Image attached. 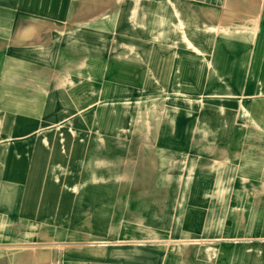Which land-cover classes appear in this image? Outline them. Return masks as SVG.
<instances>
[{
    "label": "crops",
    "instance_id": "crops-1",
    "mask_svg": "<svg viewBox=\"0 0 264 264\" xmlns=\"http://www.w3.org/2000/svg\"><path fill=\"white\" fill-rule=\"evenodd\" d=\"M74 1L69 0L64 3L63 0H22L17 6L14 0H8L6 7L2 8L0 91L5 90V92L0 94L7 98V102L6 109L0 111L6 112V127L12 139L17 127L22 129V143L37 145L31 151L24 148L22 157L16 155L14 148L12 152H8L9 172L7 173L12 178L10 182L0 186V207L2 211H6L8 217L3 221H7L8 225L12 223L21 225L18 229L22 230V237L27 238L30 236L26 235L25 230L31 231V224L54 223L60 225L61 230L63 226H69V239L72 242L75 240L83 242L81 245L85 246L79 247L76 244L69 251H61L62 264H187L186 262H190L187 258L191 256V251H172L169 248L142 246V243L150 240L158 243V240L160 242L172 238L176 233L188 230L187 225L192 226V221L197 225L195 230L197 229L198 232L208 223L214 225L222 222L216 211H212L211 215L205 213L204 210L208 206L196 201V199L207 200L204 193L206 188L203 184L207 182L210 184L209 181H212L215 186L222 185V180H218L217 176H209L212 174L199 179L197 172H194L199 169L191 167L176 175L178 172L175 161L182 157L183 150L186 149L185 144L189 145L194 138L190 135L192 123L190 115H186L189 131L184 130L182 136L171 137L164 134L157 137V140L152 137L148 141L157 145L161 143L163 147L160 150V145L152 146L147 151H143L141 159L144 158L148 163L149 171L143 175L135 174V182L131 185L111 180L106 184L103 182L104 174H95L92 169L93 162L105 170L107 166L121 164L124 160L107 154L104 158L103 153L97 154L99 149L96 145L104 143V138L114 137L110 135L94 138L93 153H89V157L82 162V168L84 164L86 166L80 171L78 169L77 176H82L84 187L77 186L75 189L72 183L70 186H63L62 178L54 175L50 179L51 171L48 173L49 182L46 183V172L49 168L56 167L59 162L57 159L52 164L47 163V155H49L47 144L55 145L59 142L69 144L71 151L68 164L72 166L77 161L75 164L79 167L80 162L75 157L77 151L81 154L79 146L83 145L85 140L79 135L48 137L45 133H41L43 129L58 125L76 128L96 126L121 128L124 124L122 122H126V108L122 103L117 108L114 97L119 96L120 99L128 95L138 97L143 95V90L146 92L145 95L160 96L159 88L164 91L166 85L170 84L169 81L176 79V69L181 72L179 79L182 81L207 79L203 69L194 75L196 73L191 70L189 53L176 56L174 43L178 41L175 40V36L178 34L180 37L181 31L185 33L188 28L184 25L183 19L181 22V19L175 21L177 15L172 12L174 10L172 2L175 0L167 4L172 5L173 8L167 5V8L159 7L161 9L159 15L165 10L166 19L163 16L154 17L150 13L151 21L139 27L130 22L131 19L130 24L123 22L121 17L117 19L119 22H115L116 17L110 13L103 15L102 20L99 18L89 20L90 18L88 19L81 12V5ZM111 1L107 0L104 6L108 9L115 4L117 8L124 7L123 18L132 11L134 14L138 13V8H145L148 3L150 8L153 5L151 1H146L147 3L141 1L133 2L127 8L125 0L124 4H122L123 0H117L118 2L114 0L113 4ZM258 1L260 0H253L252 6L261 4ZM179 6L184 8L185 5L179 4ZM261 11H264V7ZM262 25L264 28V20ZM115 31H118V35L115 36L117 38L112 39ZM125 32L135 34L127 36ZM159 32L165 34L166 38H157L155 33ZM250 41L251 33L247 30L246 39L240 41L231 39L228 44L224 41L222 45H218L221 49L223 47L233 49L227 52L218 50L220 55L225 54L222 59L227 60V63H222L224 67L221 72L222 80L227 78L237 81L245 78L244 86L248 91L252 88H264L263 75L259 76L255 73L264 70V30L259 34L257 43ZM180 42L183 43L177 44L190 47L188 41ZM241 47L257 49L251 52L234 50ZM247 59H250L249 64H243ZM251 72H253L252 76ZM215 78L221 79L220 75ZM104 81L105 83L101 84ZM126 87H132L131 92L126 91ZM213 97V102L204 108L198 119L199 134L195 136V143L233 144L240 142L237 138L239 140L244 138V142L248 144L253 143L256 136L251 135L250 132L256 126L255 117L261 114V109H264V93L254 96L257 100L256 104L235 95L224 100L217 91ZM157 100L161 104L167 101L164 97ZM225 101L229 103H223ZM148 102L155 107L153 113L160 111L157 102H153V99ZM189 102L185 105L187 111L184 112L190 111ZM141 105L136 102L134 110L139 109ZM250 108L255 110L257 115L251 120L252 124H247L248 128L251 127L250 132L240 136L239 129L243 126V121L247 120L244 119L242 111L246 109L251 111ZM117 109L122 114L114 116ZM168 110L169 108H164L163 118L158 125L165 127L166 130L174 126L170 121ZM79 111L85 114L78 116ZM101 116L103 117L101 123L96 125L95 119ZM251 116L253 118L252 113ZM154 117L158 120V116L154 115ZM260 117L258 118L262 119ZM65 120H69V123H62ZM138 120L137 122L140 123ZM259 127L264 128V125ZM35 132L39 134H33ZM257 140L264 142V135ZM173 142L184 146L175 150L169 146ZM0 156L4 157V154ZM260 157L264 159L263 154ZM240 158L242 161L231 168V176H241L244 171H248V174L254 173L253 165L248 166V154L245 159L244 156ZM16 160H18L17 165ZM67 160L68 158L65 159ZM255 166L258 170L260 164L256 163ZM227 170L229 169L224 168L225 173ZM260 172L264 175V168ZM63 174V170H60V175ZM71 174L75 177L74 173ZM105 176L110 178L109 172H106ZM177 176L182 178L175 179L174 177ZM96 178L100 180L98 185L95 184L98 181ZM16 181L21 182L15 183ZM91 183H93L92 187H90ZM16 212L19 215H15ZM9 216L12 218L10 219ZM16 217H18L17 221ZM80 226H85L84 230H80ZM0 232L8 237H13L14 234L11 230H7L6 233H3V230ZM183 236L185 237L184 234ZM120 239L133 241L134 246L88 247L93 240L101 243H116ZM230 251L231 260L228 262L240 264L238 255L233 252L239 250ZM44 252L46 251L33 253L24 250L7 251L6 264H32V255L35 257L38 255L34 260L45 261ZM193 253L194 257L205 264L213 256L210 253L209 257L203 251ZM215 260L217 262V257ZM37 261L33 264H42ZM198 263L202 264L199 261Z\"/></svg>",
    "mask_w": 264,
    "mask_h": 264
},
{
    "label": "rangeland",
    "instance_id": "rangeland-1",
    "mask_svg": "<svg viewBox=\"0 0 264 264\" xmlns=\"http://www.w3.org/2000/svg\"><path fill=\"white\" fill-rule=\"evenodd\" d=\"M14 1L16 2V5L22 3V0ZM63 1L66 3L69 0ZM73 1L74 0H72V2ZM75 1L81 5V12L85 17H88V19L90 18L89 20H92V18H99L102 20L104 17L103 15H108L110 13L116 17L115 22H117V19L121 17L120 19L123 22H126V24H130V22H132L139 27L140 25L143 26L147 24V22H150L151 15L158 18H162L163 16V18L166 19V11L163 10L164 13L159 15V13H161V9L159 7H166L171 0H125L127 8L131 3H140L141 1H143V3L151 1L153 5L150 8V3H148L145 8H138V13L134 14L132 11L128 16H124V18L122 16L124 14V7L117 8L115 6L117 4H115L108 9L104 6L107 0H96L94 4H92L94 0ZM111 2L113 4L114 0ZM116 2L118 1L116 0ZM181 2V0H175L172 2L174 8L172 5H167L174 9L168 8L173 10L172 12L177 15L175 16V21L178 22L179 19H181V22L183 19L185 23L184 25L188 28V31L185 33H182L181 31L180 37L176 34L175 40L178 41V44L183 43L180 41H188V45L190 47L174 43L176 56L187 55L189 53L191 55V70L196 73L194 75H197L198 71L203 69V71L206 72L207 79L200 81L198 79H186L182 81L179 79L182 74L176 69V79L170 80V84L166 85L164 91L161 87L159 88V94L162 96L145 95L146 92L143 90V95L138 97L133 95H128L124 97V99L123 97L120 99L119 96L114 97V102L117 105V108L121 103L126 108V122H122L124 124L121 128L98 126L76 128L61 127L58 125L43 129L41 133H45L48 137L79 135L81 139L83 138L85 140L83 145L79 146L81 154L77 151V157H75L80 162L79 167L75 164L77 161L73 163L72 166L68 164L70 158L69 153L71 151L69 144L65 142L62 144L59 142L55 145L47 144V151L49 154L47 155V163L52 164L54 160L57 159L59 162L57 163L58 165H55L56 167L49 168L46 172V183L49 182L48 173L51 171L50 179L52 176L54 177V175H56L55 177L57 178H62L61 182L63 186H70L71 183L75 185V189L77 186H83L82 176L77 175L79 174L80 169L82 170L86 166V164H84L85 166L82 168V162L89 157V153H93L94 138L97 136L103 137L110 135L114 137L104 138V143L96 145L99 149L97 154L103 153L104 158L105 154H107L111 155V157L124 158V160L121 164L116 163L107 166L105 170L97 166V164L95 165L93 162L92 169L95 174H104L103 182L106 184L111 180L118 183L126 182L131 185L135 182V174L143 175L149 171V166H147L148 163L144 160V158L141 159L143 151H147L149 147L152 146L158 147L160 145V150L163 147L161 146V143L157 145L148 143V141H150L152 137H155V140H157V137L164 134L170 135L171 137L182 136L184 130L189 131L186 115H190V120L192 121L190 135H193L194 138H192V143L189 145L185 144L186 149L183 150L182 157L177 158L175 161L177 168L176 172H178L176 175L183 173V171L185 172V170L191 167L199 169L194 170V172H197L196 175H199L197 176L199 179L206 178L209 174H212L209 176H217L216 178L218 180H222V185L218 184L215 186V183L212 181H209L210 184L208 182L203 184V187L206 188L204 193L206 194L207 200L201 199L203 201L202 202L201 200L196 199L197 202L204 203L208 206L204 210L205 213H209L211 215L212 211H216V215L220 217L219 219L222 222L214 225L208 223L206 224V227H203L201 231L198 232L197 229L195 230V228H197L195 226L197 225L192 221V226L187 225L188 230L185 232L180 231L172 238L160 242L158 240V243L157 241L152 240L143 241L142 246L154 248L160 247L161 249L169 248L172 251H191V256L188 258L186 257L187 260H190V262H186L187 264H199L198 261L205 264L202 260L193 256L194 251H203L205 254H208L209 257L210 253L213 255L210 257V261L209 259L207 260L208 262L206 264H230L228 261L231 260L232 252L230 250L232 249L239 250L233 252L238 255L240 264H264V175L260 172V170L262 171L264 168V159L260 157L261 154L264 155V142L257 140L261 139V136L264 135V128L259 127L264 125V109H261V114L258 116H256L257 114L252 108H250L251 111L247 109L243 111L241 110L244 119L247 120L243 121L242 127L244 128L241 127L239 129L240 136H245L248 132H250L251 127L248 128L247 124H252L253 121L251 120H254V116H256V124H254L256 126L254 130H251L250 132L251 135L256 136L253 143H245L244 138H241V140L237 138L240 142L233 144L206 143L204 145H200V143H195V136L199 134V125L197 124L198 119L204 111V108L208 107L207 105L213 102L212 99H214L213 96L216 94V91L217 94L222 96L224 100H228L231 96L235 95V97H244L246 101L250 103L254 102V104L257 102V100L254 99V96L264 93V88H252L248 91V89L244 86L246 83V80H244L245 78L237 79V81H232L227 78L222 80L223 76L221 72L224 70L222 63H227L225 58L222 59V56H225L223 52L231 51L233 49L225 47L222 49L218 48V45H222L224 41L228 44L231 39H235L236 41L246 39L247 30L251 33L250 42L252 43L253 41V43H257L259 34L262 30H264L262 25L264 20V11H261V8L264 7V0L258 1V3L260 2L261 4H256V6H252L253 0H184L183 3ZM162 3H164V5H160ZM7 4L8 0H0V19L3 18L2 8H5ZM122 4H124V0L122 1ZM179 4L185 5L184 8H180ZM16 9H18V7ZM88 13H90L92 17H90ZM117 32L118 31H115V33L113 32L114 35H112V39L117 38L115 37L118 35ZM125 34L128 36L134 35L135 33L125 32ZM155 34L157 35V38H166L165 34L162 32ZM256 49L257 48L246 49L244 47L234 48L235 51L239 52H251ZM218 50L223 51L221 52L223 54L220 55ZM249 60L250 59L245 60L243 64H249ZM258 72L255 71V73L259 76L263 75L264 79V70L261 69ZM217 75H220L221 79L217 80L215 78ZM250 75L252 76L253 72H251ZM251 79L253 80L254 77ZM104 83L105 81L101 82V84ZM126 88V91L131 92L130 88L132 87ZM140 88L145 89L143 86H140ZM188 90H190V92H188ZM1 92H5V90L0 91V93ZM244 95H247V97ZM163 97L167 100L166 103L163 102L164 104H161L160 102H157V99L161 100ZM152 99L153 102H157L159 105L160 111L158 113H153L155 107L148 102ZM6 102L7 98L0 94V109H6ZM136 102H139L142 105L139 109L134 110V104ZM188 102L190 103V111L184 112L187 111V106L185 105H187ZM223 103L227 104L229 102L225 101ZM164 108H169L168 115L170 116V121L174 124L171 129L167 130L164 129L165 127L158 126L159 122H161V119L163 118L162 115H164ZM251 113L253 114V118ZM82 114L84 115L85 113L81 111L78 112V116ZM111 114L113 115L114 113ZM118 114L121 115L122 112L117 109L115 110L114 116ZM5 115L6 112L1 110L0 155L4 154V157L0 156V186L10 182L9 180L12 178V176L7 173L9 172V159L7 158L8 152H12L14 148L16 155L19 154L22 157L24 148L31 151L37 146L34 143H22V129H18L17 127L14 133V139H12L10 137L11 133L8 132L6 127ZM154 115L158 116V120L155 119ZM102 116L95 119L96 125L101 123V118H103ZM258 117L262 119H259ZM138 119L140 120V123L137 122ZM62 123H69V120H65ZM36 133L37 132L33 134ZM37 134H39V132ZM13 141L15 142L14 144ZM169 146L176 150L178 147L180 148L184 145L178 142H173ZM247 154L249 158L248 166L253 165L252 167L254 168V173L248 174V171H244L241 176H231V168L238 162L240 163L242 161L240 158L241 156H244L245 159ZM197 157H199L200 160ZM66 158H68L67 161H65ZM94 158L96 159L97 157ZM91 159L93 161V158ZM154 160L156 161V159ZM17 162L18 160H16V165ZM243 162L245 163V160H243ZM256 163L260 164L258 170L255 166ZM224 168L229 169L227 170V173L224 172ZM60 170H63V176L60 175ZM106 172H109L110 178L105 176ZM71 173H74L75 177L72 176ZM180 177L182 178V176L174 178L176 179ZM96 179H98V181H96L95 184L98 185L100 180L99 178ZM204 180L206 181V179ZM17 182L19 183L21 181H16L15 183ZM92 184L93 183L90 184V187H92ZM224 188L227 189L225 190ZM15 215L19 214L16 212ZM7 218L6 211H2V208L0 207V230H3V233H6L7 230H11L12 232L14 231L13 237L4 236L0 232V264H6L7 251L23 250L31 251L32 253L34 251H46L44 252L46 253L45 261L34 260V258L38 255H36V257L32 255V264L36 263L35 261L42 264H62L60 255L61 251H69L73 246H76V244H78L79 247L85 246L81 245L83 242H77L76 240L72 242L71 239H69V226H63L62 231L60 229V225L54 223L31 224L30 227L32 230H25L26 235L30 236L27 238L22 237V230L18 229L21 225L17 223L8 225L7 221H3L7 220ZM9 218L11 219L12 217L9 216ZM17 220L18 217H16V221ZM123 227H125V225H123ZM84 228L85 226H80V230H84ZM128 246H134L133 241L120 239L116 243H101L93 240L89 243L88 247L121 248ZM247 249L248 251H245ZM216 257L217 262L215 260ZM176 258L178 257L176 256Z\"/></svg>",
    "mask_w": 264,
    "mask_h": 264
}]
</instances>
